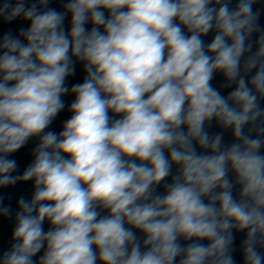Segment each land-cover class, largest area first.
Returning <instances> with one entry per match:
<instances>
[{"label":"clouds","instance_id":"clouds-1","mask_svg":"<svg viewBox=\"0 0 264 264\" xmlns=\"http://www.w3.org/2000/svg\"><path fill=\"white\" fill-rule=\"evenodd\" d=\"M257 2L0 0V188L34 181L0 264H264Z\"/></svg>","mask_w":264,"mask_h":264}]
</instances>
